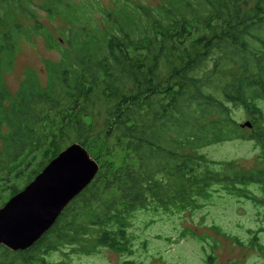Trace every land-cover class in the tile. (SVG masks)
<instances>
[{"label":"trees","instance_id":"obj_1","mask_svg":"<svg viewBox=\"0 0 264 264\" xmlns=\"http://www.w3.org/2000/svg\"><path fill=\"white\" fill-rule=\"evenodd\" d=\"M112 1L0 0V200L17 193L38 154L31 177L74 142L99 165L32 247L0 246V264H47L48 250L94 228L97 245L123 252L137 211L183 212L214 188L250 200V185L264 193V127L255 126L264 121L255 104L264 101V0ZM40 14L66 28L51 30ZM34 38L59 58L44 61L45 84L25 70L12 92L5 76L19 43ZM233 107L255 116L261 153L247 173L199 153L244 138Z\"/></svg>","mask_w":264,"mask_h":264},{"label":"rangeland","instance_id":"obj_2","mask_svg":"<svg viewBox=\"0 0 264 264\" xmlns=\"http://www.w3.org/2000/svg\"><path fill=\"white\" fill-rule=\"evenodd\" d=\"M40 1L32 0L33 7H37ZM135 1L147 6L160 2ZM98 2L103 6L113 4L112 0ZM39 18L51 30L66 28L60 18H56L54 22L46 20L43 14ZM58 58L59 53L54 49H47L39 38L22 40L12 71L5 76L7 87L15 92L25 70L33 71L39 82L45 84L43 63L45 60ZM255 104L264 116V101L257 100ZM231 113L238 124L245 120L253 122L255 117L238 107H233ZM255 126L264 127V121H258ZM253 132V127L241 128L240 134L244 138L210 145L199 150V153L214 168L221 167L216 163L230 161L235 164V168L238 165L240 170L247 173L258 167L256 160L261 153V149L251 139ZM40 157L38 154L33 162L25 166L23 175L16 181L17 193L37 175L31 177L30 171L39 169ZM248 190L254 195L252 197L248 194L252 200L214 188L210 196H205L208 198L199 200L198 207L183 212H164L159 209L137 211L125 222L129 242L127 250L123 252L97 245L102 229L94 228L77 242L48 250L42 258L47 264H209L210 261L211 264H264V193L253 185ZM9 198L5 193L0 200V207ZM184 232L186 234L182 236Z\"/></svg>","mask_w":264,"mask_h":264},{"label":"water","instance_id":"obj_3","mask_svg":"<svg viewBox=\"0 0 264 264\" xmlns=\"http://www.w3.org/2000/svg\"><path fill=\"white\" fill-rule=\"evenodd\" d=\"M239 127L251 129L253 124L245 120ZM98 171V163L79 143L63 148L0 207V246L12 252L32 247Z\"/></svg>","mask_w":264,"mask_h":264}]
</instances>
